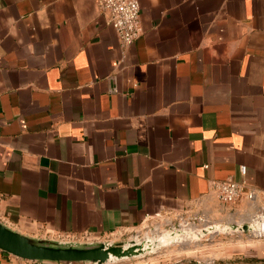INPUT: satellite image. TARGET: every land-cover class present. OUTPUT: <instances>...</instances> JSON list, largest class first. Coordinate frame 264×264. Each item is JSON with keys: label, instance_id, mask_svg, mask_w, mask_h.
<instances>
[{"label": "crops", "instance_id": "crops-1", "mask_svg": "<svg viewBox=\"0 0 264 264\" xmlns=\"http://www.w3.org/2000/svg\"><path fill=\"white\" fill-rule=\"evenodd\" d=\"M139 3L142 32L124 45L98 0H0V220L12 229L95 241L161 214L264 213V0ZM230 177L254 199L221 202L211 182ZM0 264L88 263L0 249ZM186 264H264V239Z\"/></svg>", "mask_w": 264, "mask_h": 264}, {"label": "rangeland", "instance_id": "rangeland-1", "mask_svg": "<svg viewBox=\"0 0 264 264\" xmlns=\"http://www.w3.org/2000/svg\"><path fill=\"white\" fill-rule=\"evenodd\" d=\"M260 220V215L243 218L226 212L213 217L188 212L161 214L150 218L139 231L121 237L126 242L146 241L149 249L141 255L115 259L110 264L226 262L243 254L256 240L264 239ZM244 224L254 227L244 230Z\"/></svg>", "mask_w": 264, "mask_h": 264}, {"label": "water", "instance_id": "water-1", "mask_svg": "<svg viewBox=\"0 0 264 264\" xmlns=\"http://www.w3.org/2000/svg\"><path fill=\"white\" fill-rule=\"evenodd\" d=\"M259 228L264 236V213L260 215ZM244 230L253 225H242ZM238 227V226H234ZM149 248L146 241L112 238L95 241H63L24 235L0 220V249L29 261L82 262L88 264H110L142 254Z\"/></svg>", "mask_w": 264, "mask_h": 264}, {"label": "built area", "instance_id": "built-area-1", "mask_svg": "<svg viewBox=\"0 0 264 264\" xmlns=\"http://www.w3.org/2000/svg\"><path fill=\"white\" fill-rule=\"evenodd\" d=\"M100 9L109 14V23L116 30L124 45H131L142 32L141 6L139 0H98ZM243 175L247 167L242 165ZM211 189L223 203L235 204L245 196L254 199L255 192L248 190L244 182L233 178L213 180Z\"/></svg>", "mask_w": 264, "mask_h": 264}, {"label": "bare ground", "instance_id": "bare-ground-1", "mask_svg": "<svg viewBox=\"0 0 264 264\" xmlns=\"http://www.w3.org/2000/svg\"><path fill=\"white\" fill-rule=\"evenodd\" d=\"M253 227H254V226H253ZM258 231H259V230H258ZM187 233H188V232H187ZM182 235H183V234H182ZM191 235H192V234H191ZM187 236H188V235H187ZM140 240H141V239H140ZM153 241H154V240H153ZM151 244H152V243H151ZM151 244H150V245H151ZM162 245H163V244H162ZM148 249H149V248H148ZM154 249H155V248H154ZM140 255H141V254H140Z\"/></svg>", "mask_w": 264, "mask_h": 264}]
</instances>
